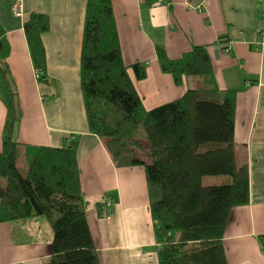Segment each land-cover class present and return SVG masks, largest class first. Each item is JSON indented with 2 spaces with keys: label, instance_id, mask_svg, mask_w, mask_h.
<instances>
[{
  "label": "crops",
  "instance_id": "1",
  "mask_svg": "<svg viewBox=\"0 0 264 264\" xmlns=\"http://www.w3.org/2000/svg\"><path fill=\"white\" fill-rule=\"evenodd\" d=\"M111 2L124 63L147 65L144 80L130 72L147 111L181 99L196 83L193 78L177 86L161 70L158 43L172 60L193 46L206 47L217 89L236 92V156L239 166L249 167L250 202L232 210L224 246L229 264H264V0H158L152 6L146 0ZM16 5L22 17L14 13ZM86 9L87 0H0L10 72L4 78L0 69V152L13 97L20 114L14 134L19 165L25 161L28 169L34 147L76 150L100 264H159L144 168L118 167L104 141L89 130L81 85ZM31 13L50 21L42 36L48 75L43 85L36 80L24 31ZM52 239L45 217L0 223V264H45Z\"/></svg>",
  "mask_w": 264,
  "mask_h": 264
},
{
  "label": "trees",
  "instance_id": "2",
  "mask_svg": "<svg viewBox=\"0 0 264 264\" xmlns=\"http://www.w3.org/2000/svg\"><path fill=\"white\" fill-rule=\"evenodd\" d=\"M149 6L158 0H146ZM49 17L31 13L24 31L35 70L48 82L42 36ZM161 70L177 86L196 78L179 100L147 111L130 72L146 78L145 63H124L111 0H87L81 85L91 133L118 167L146 173L159 264H229L224 237L230 214L250 202V172L236 156V92L217 89L211 57L193 46L177 60L156 45ZM9 47L0 23V69L8 78ZM20 114L12 97L0 152V223L45 217L53 239L45 264H100L87 221L77 152L71 146L32 148L25 173L14 139ZM208 176L228 183L205 185ZM191 236H190V235ZM185 240H182V238ZM185 241L184 243H182ZM264 250V236L260 237Z\"/></svg>",
  "mask_w": 264,
  "mask_h": 264
},
{
  "label": "rangeland",
  "instance_id": "3",
  "mask_svg": "<svg viewBox=\"0 0 264 264\" xmlns=\"http://www.w3.org/2000/svg\"><path fill=\"white\" fill-rule=\"evenodd\" d=\"M25 166H26L25 161H21L20 167L24 173L27 170V168ZM228 180H229V178L224 177V176H208V177L204 178V184L205 185H222V184L228 183Z\"/></svg>",
  "mask_w": 264,
  "mask_h": 264
},
{
  "label": "built area",
  "instance_id": "4",
  "mask_svg": "<svg viewBox=\"0 0 264 264\" xmlns=\"http://www.w3.org/2000/svg\"><path fill=\"white\" fill-rule=\"evenodd\" d=\"M197 8H198V9H201V8H202V4H198V5H197ZM14 13H15L16 16H18V17H22L23 12H22V8H21L20 5H16V6H15ZM41 75H42V73H41L40 71L35 70V77H36V80L39 81V78L41 77ZM111 205H112V203H109V204H108V206H111Z\"/></svg>",
  "mask_w": 264,
  "mask_h": 264
}]
</instances>
